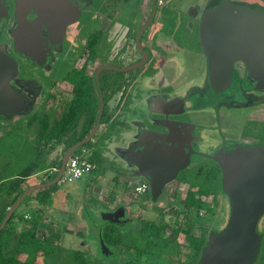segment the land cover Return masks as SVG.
Listing matches in <instances>:
<instances>
[{
	"label": "flooded vegetation",
	"instance_id": "flooded-vegetation-1",
	"mask_svg": "<svg viewBox=\"0 0 264 264\" xmlns=\"http://www.w3.org/2000/svg\"><path fill=\"white\" fill-rule=\"evenodd\" d=\"M134 1L32 0L33 7L26 9L19 5V0H0V145H12L15 139L21 141L19 129L23 120L26 121L28 135L30 134L29 140L33 145H38V130L43 119L47 118L48 126L53 128L57 120L71 113L76 98V83L73 79L77 73H82L94 78L92 87L97 115L92 129L98 119L101 91L105 101L101 126L95 138L103 131L114 133L122 124L121 131L130 136L123 145H136L132 134L137 128L146 125L147 128L162 129L166 133L165 128L156 126L166 124L169 133L164 134L162 143H156L154 136L146 133V145L186 147L185 153L171 150L166 152L165 157L163 150L158 152L149 147L156 155H163L156 157L157 161L177 167L180 164L187 165L177 178L165 185L158 200L153 199L150 178L139 175L133 165L134 161L126 157L122 148L118 149L132 168L127 169V172L132 175L133 181H137L135 194H145L147 197L146 194L149 193L153 202H158L169 184L177 181L180 174L182 176L188 173L193 177V169L210 161L217 165L221 173L220 192L217 191V194L226 197V210L229 213L230 202L223 189L222 170L219 163L207 155L236 145H264V136L261 134L245 135L241 130L236 132L232 125L234 111L254 108L249 117L250 122L261 121L260 116L264 113L260 108L264 103V82L259 83L248 77L249 63L264 59L261 44L257 47L262 33L260 28L264 0H136V4ZM187 2L189 5L185 7ZM102 3L110 5V8L102 10L105 7H101ZM174 6L182 8L179 13H174ZM21 15H25L31 22H40L42 19V23L38 28L34 26L27 31L18 32ZM120 15L123 17H119ZM84 16H89L87 24L81 23ZM103 16L109 18V29L103 28ZM186 19H189V27H186L192 36L183 31ZM92 25H95L94 28H91ZM149 28L150 31L146 33ZM203 31L207 33L206 40H210L211 44L217 36L225 39L223 42L226 46L208 54L204 48ZM75 48L78 56L73 65L65 68L68 66L70 53ZM142 49L147 53L146 58ZM101 51L107 53L102 54ZM25 52H33L35 58ZM190 53L197 56L195 69L190 68L192 62L186 57ZM105 54L108 55L107 60ZM217 54L221 56L217 57ZM177 55L186 57L182 70L178 66ZM79 60L82 62L78 66ZM139 64L141 65L138 66ZM90 65H93L91 69ZM106 65H111L114 69L106 68ZM100 67L102 68L96 76ZM230 67L233 69L231 82H226V77L225 80L221 76L216 78L211 71L212 68ZM60 70H64L62 76L58 74ZM184 80L195 81L201 86L205 84L213 92V98L202 99L213 102L215 114H205V119L192 110L189 111L192 94L181 91ZM148 87L156 88L157 91H148ZM110 90L114 92L106 100L105 93ZM137 100L145 103L140 111L143 116L128 120L121 116L130 110L135 113L138 110L137 106L134 107ZM222 105L227 108L222 110ZM88 109L84 115L86 117L92 115V106ZM76 130H80V126ZM118 135L114 133L111 138ZM40 143L51 144L45 139ZM62 144L66 145L65 142ZM205 145L213 146L207 151L202 147ZM131 153L130 156L134 157L133 152ZM141 160L147 161L144 158ZM51 179L50 175L41 182ZM140 184L146 185L144 192L136 191ZM191 192L194 191H189L185 200ZM215 196L216 192L213 194L214 198ZM121 205L123 204L110 210H116ZM126 208L130 221L125 224L112 223L121 233L125 228L140 229L139 223L136 224L135 217L130 214L127 206ZM96 230L98 235L100 226ZM107 244L110 247L107 251L109 256L115 254L118 257L117 249L122 242Z\"/></svg>",
	"mask_w": 264,
	"mask_h": 264
},
{
	"label": "rangeland",
	"instance_id": "rangeland-1",
	"mask_svg": "<svg viewBox=\"0 0 264 264\" xmlns=\"http://www.w3.org/2000/svg\"><path fill=\"white\" fill-rule=\"evenodd\" d=\"M189 2L185 3V7L189 5ZM134 3H137L136 0ZM100 5L101 7L103 5L105 6L102 9L105 11L110 8V5L108 6L103 3ZM173 8L174 13H179L182 9L180 7L178 8V6H174ZM103 18L102 25L105 29L108 28L109 18L106 16H103ZM187 20L189 19H186L183 31L192 36L186 27L188 25ZM88 22L89 16H84L81 23L87 24ZM94 26L92 25L91 28H94ZM81 38L84 40L83 37ZM191 40L194 41L193 38ZM74 50L71 51L67 61L68 66L65 68H69V66L74 64L78 56L76 55V48ZM101 52L103 54L106 51ZM105 55L107 60L108 55ZM186 57L192 62L190 68L195 69L197 56L194 53H190L186 54ZM186 57L184 55L182 57L177 55L180 70H182ZM81 62L82 60H79L77 65L79 66ZM92 67L93 65H90V69ZM58 74L62 76L64 70H60ZM149 88L146 89L148 91H157L156 88ZM180 88L182 92L184 90L192 94L189 100V111L192 110L194 114L201 115L203 118L206 115L210 116L215 114L213 102L203 100L214 97L213 92H210L205 84L201 86V84L198 85L195 81L189 82L184 80ZM135 106L138 107L135 113L130 110L121 116L127 120L131 117L137 119L142 117L143 113L140 111L144 108L145 103L143 101L139 103L137 100ZM226 108V105L221 106L222 110ZM260 108L264 110V103ZM253 111L254 108H246L241 112H232L233 128L236 132H239V130L243 131L245 135L261 134L264 136V113L260 116L261 121L250 122L249 117ZM25 123L26 121L23 120L22 126L19 129L22 142L20 139L18 141L15 139L13 141L14 145H5L7 148H4V145H0V183L2 179L7 182L12 179L11 177L21 174L25 167L36 159L41 160V167H38L31 174L32 176L30 175L31 177L27 180L29 184L40 183L43 181V178L48 179L50 175L53 176L57 173L56 171L59 166L52 165L55 162H59L63 157L65 145L58 143L55 139L51 140V144L48 145L46 143V145H43V143L39 142L38 145H33L29 140L30 134L28 135L29 132L27 131ZM121 126L117 127L114 131L115 134H119L116 137L117 141H115L117 143H123L119 141V136H124V139L126 136L130 138L128 134H124L121 131ZM101 133L93 141L92 147H84L85 151H88L87 155H90L91 151L95 148L99 149L102 153V159L107 166L105 172L102 175L100 174V179L98 178L100 175H96L98 168L92 173L85 174L80 179H62L58 183L59 188L54 195V206L43 208L37 200L31 198L28 201L25 200L16 210L17 217L23 215L26 219L38 215L44 209L42 211L44 216L41 220L44 219L52 224L54 231H60L59 238H51V241L55 245L53 255L40 254L37 264H73L75 263V256L78 252L86 255L91 264H197L201 254L190 244L185 232H180L179 235L175 236V231L181 228H188L190 234L196 237H199L202 233L208 237L209 231L213 228L222 229L226 226L230 214V211L227 213L228 211L226 210L227 199L223 194H220L216 200L213 197L215 191L220 192L221 173L217 165L213 162L206 161L202 166L192 170L191 175L193 177L197 174L195 178L191 177L188 173L182 176L180 174L177 181L169 184L166 193L161 197L160 201L153 202L149 193L146 194L147 197L144 196L145 194L140 195L134 193L135 182L137 181H133L132 175L127 172L128 168L132 169L131 166L123 159L116 143L113 144L114 141L111 142L108 140L111 144L105 139L102 141ZM106 142L108 144H104ZM127 144L123 146H127ZM211 146L213 145H205L202 147L209 151ZM42 151L44 152L42 153ZM39 153H42V158L39 156ZM104 154L106 155L105 157H103ZM202 186L209 188L210 193L200 195L198 189ZM96 189L97 192L95 191ZM189 191H194L196 197L198 196L203 201L202 207H188L186 205L184 201ZM4 196L5 192L0 190V201L3 200ZM120 204L128 207L130 214L135 217L136 224L138 222L140 225H145L146 222L152 221L157 227H162L164 224L166 226L159 236L152 235L145 229L125 228L122 244L117 249L118 257L115 254L112 256L104 255L100 251L101 248L96 229L100 225L107 227L109 223H104L102 218H99V213L102 209H111ZM87 207L91 213H88L86 210ZM263 221L264 216L261 220V226H263ZM22 224L23 221H19L18 218L10 226L18 230ZM49 235L50 232L43 227L37 230V237L42 242H47Z\"/></svg>",
	"mask_w": 264,
	"mask_h": 264
},
{
	"label": "water",
	"instance_id": "water-1",
	"mask_svg": "<svg viewBox=\"0 0 264 264\" xmlns=\"http://www.w3.org/2000/svg\"><path fill=\"white\" fill-rule=\"evenodd\" d=\"M31 1L32 0H19V5L26 9L31 8L33 7ZM39 3L36 4L38 7H40ZM46 6L47 4H45V7ZM41 21L31 22L25 15H21L20 25L17 31L24 32L34 26L38 28L42 23ZM261 23L262 27L260 29H262V33L257 47L261 44L264 52V15ZM141 32L142 30L140 33ZM140 33L138 35V40H140ZM203 34L204 48L208 54L212 51L214 52V50L216 51V49L218 51L220 48H223V46H226V43L223 42L225 39L215 36V39L211 44L210 40H206V38L208 39L207 33L203 31ZM36 39L41 41L39 37H36ZM216 39L221 41H217ZM142 51L144 52L146 58L147 53L143 49ZM25 53L35 58L33 52ZM218 56H221V54H217V57ZM102 67L99 68L96 76H98ZM105 67L114 69L111 65H106ZM211 71L215 74L216 78L218 76H221L223 79L226 77V82L228 80L231 82L232 80V67L226 69L212 68ZM248 77L252 80L259 81V83L264 82V59H262V61H253L251 64L249 63ZM5 85L7 86V81L5 82ZM101 98L102 100L97 123L90 133L82 140L72 144L65 150L60 161V167L57 168V173L51 180L36 183L24 189L22 194L15 200L6 212L2 222L0 223V232L5 228L8 221L30 193L39 189L52 187L53 185L59 183L65 172L67 161L71 155L74 154L80 147L95 138L101 126L105 107L102 91ZM156 126L165 128L167 130L166 133L162 131V129H150L144 125L142 128H137L135 133L132 134L134 140H136L134 142L136 145H127L126 147H122L126 157L129 160L132 159L134 161L133 165L136 167L139 175L150 178L151 191L154 200H158L159 196L163 193L165 185L177 178L179 172L187 166L186 164H180L181 166L178 165L177 167L172 166L169 163L171 165L169 168L168 163L155 160L156 157H163V155H156V152H151L149 147H152L158 152L163 150L164 157L167 156L166 152L171 150H177L182 153L186 152V147H182L181 145H146V133L153 135L156 143H162L164 134L169 133L168 125L156 124ZM113 139L116 140L115 137ZM126 140H128L127 136L125 139L124 136H119V141L125 142ZM131 152H133L134 157L130 156L132 154ZM207 156L216 160L222 170V184L230 202V214L224 228L221 230H212L209 233L207 243L201 252L200 259L197 264H251L260 257L263 239V234L259 232L258 227L264 216V145H236L231 149H219L215 152V154H209ZM142 158L147 161L144 160L143 162L141 160ZM100 211L99 215L104 223L125 224L130 221L126 206L124 205H121L116 210L102 209ZM103 229L104 226L100 225V231L97 235L101 246L100 251L103 254L109 255L107 251L110 247L103 237Z\"/></svg>",
	"mask_w": 264,
	"mask_h": 264
},
{
	"label": "trees",
	"instance_id": "trees-1",
	"mask_svg": "<svg viewBox=\"0 0 264 264\" xmlns=\"http://www.w3.org/2000/svg\"><path fill=\"white\" fill-rule=\"evenodd\" d=\"M73 80L76 83V98L73 103V109L71 113H69L64 118L57 120L53 125V128H50L48 126L47 118L43 119L38 130L39 143L43 139H45L47 142H50L51 139H55L58 143L65 142L66 150L69 146L76 143L78 140L83 139L91 131L97 115V110L94 109L96 105V99L93 95L94 88L92 87V81L94 82V78L84 76L82 73H77ZM113 92L114 90H110L108 93H105V99L108 100L109 98H111ZM90 105L93 109V111L91 112L92 115L86 117L84 115L89 110L88 108ZM78 126H80V130H76ZM109 134L110 132H103V134L101 135L102 141L104 139L106 140ZM92 146L93 141H90L76 150L75 153H83V150H85L84 147L88 148ZM43 152L44 151H42V153ZM87 152L88 151L86 150L85 155L88 154ZM42 153H39V156L41 158ZM87 156L95 163L102 164L103 162L102 153L97 148L91 151L90 155ZM52 166L60 167V161L55 162ZM38 167H41L40 159H36L30 162V164L25 167V169L21 174L18 175V177L10 179V181H2L0 183V190L5 192L2 204L3 208L0 213V223L2 222L9 207L24 191L25 188L22 187V183L31 174H33V172L38 169ZM54 176L55 175H53L52 177ZM58 188L59 185L57 183L52 187L33 191L27 196L25 200L28 201L29 199L33 198L37 200L43 208L50 207L53 203V196L57 192ZM215 192L216 196L214 200H216L218 197V192ZM198 193L200 195L209 194L210 190L209 188L202 186L199 188ZM184 202L188 207L194 206L200 208L203 206V201L199 197H196L194 192H191L188 199ZM86 210L91 213L88 207L86 208ZM42 211H40L38 215H34L26 219L23 215H19V217H17V212L13 214L5 228L0 232V264H37L40 254L53 255V252H55V245L51 241V238H59L60 231H54V229L52 228V224L44 219L41 220V218L44 216ZM18 218L19 221H23V224L18 230H16L13 229L10 225L15 219ZM262 224L263 226H261L260 223L258 227L259 232L263 234L260 257L251 264H264V221ZM165 226L166 225L164 224L162 227H157L152 221H148L145 225H140L139 223L138 228H140L141 230L145 229L146 231L150 232V234L159 236ZM41 227L47 229L50 232L49 240L47 242H42L37 237V230ZM180 232L186 233V237L190 244L195 247L201 254L207 243L208 237H206L203 233L199 237H196L190 234V230L188 228H181L176 230L175 236L179 235ZM103 237L106 243H109L111 245L120 244L123 240V233H121L120 230L116 229L114 224L109 223V225L105 229H103ZM75 257V263L73 264H91L86 255L78 252Z\"/></svg>",
	"mask_w": 264,
	"mask_h": 264
},
{
	"label": "built area",
	"instance_id": "built-area-1",
	"mask_svg": "<svg viewBox=\"0 0 264 264\" xmlns=\"http://www.w3.org/2000/svg\"><path fill=\"white\" fill-rule=\"evenodd\" d=\"M85 152L86 151L83 150V153H74L71 155L62 176L63 180L80 179L85 174L92 173V171L96 169L97 165L85 155ZM146 188L145 184H140L136 187V191L144 192Z\"/></svg>",
	"mask_w": 264,
	"mask_h": 264
},
{
	"label": "crops",
	"instance_id": "crops-1",
	"mask_svg": "<svg viewBox=\"0 0 264 264\" xmlns=\"http://www.w3.org/2000/svg\"><path fill=\"white\" fill-rule=\"evenodd\" d=\"M103 132H104V131H103ZM103 132H102V134H103ZM113 134H114V133H112V134L110 133L109 136H108L107 139H106L107 142H109V144H111V142H113V141H114V142H113V144H114V143H116L115 141H117V140H114L113 138H111V136H112ZM115 138H116V137H115ZM116 139H117V138H116ZM108 140H110L111 142L108 141ZM21 142H22V139H21ZM107 142L104 143V144H108ZM113 144H112V145H113ZM116 146H117L118 149H120V148L123 147V143H121V142L116 143ZM4 148H7V147L4 145ZM105 156H106V155L104 154L103 157H105ZM94 163H95V162H94ZM95 164L97 165L96 169L98 168L96 175H100V174L102 175L103 172H105V170H106V166H107L106 163H105L104 160H103L102 164H98V163H95ZM100 169H101V170H100ZM93 171H94V170H93ZM93 171H92V172H93ZM101 175L98 176V178L101 177ZM31 176H32V175H31ZM31 176H29V177H28V178L22 183V187L27 188V187H29V186L31 185V184H29L28 181H27ZM15 177H18V175H17V176H13V177H11V178L13 179V178H15ZM99 179H100V178H99ZM2 181H5V180L2 179L1 182H2ZM95 191L97 192V189H96ZM53 201H54V196H53ZM0 202H1V203H0V213H1V210H2V208H3V205H2V204H3V200L0 201ZM25 205H26V204H25ZM54 205H55V204L52 203L51 206H54ZM51 206H50V207H51ZM115 207H116V206H115ZM113 208H114V207H113ZM113 208H111V209H113ZM126 209H127V208H126ZM109 210H110V209H109Z\"/></svg>",
	"mask_w": 264,
	"mask_h": 264
}]
</instances>
